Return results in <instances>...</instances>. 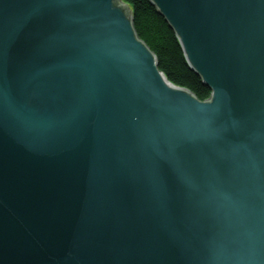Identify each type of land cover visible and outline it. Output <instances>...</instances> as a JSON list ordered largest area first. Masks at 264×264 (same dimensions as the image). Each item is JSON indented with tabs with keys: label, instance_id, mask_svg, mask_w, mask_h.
I'll return each instance as SVG.
<instances>
[{
	"label": "water",
	"instance_id": "water-1",
	"mask_svg": "<svg viewBox=\"0 0 264 264\" xmlns=\"http://www.w3.org/2000/svg\"><path fill=\"white\" fill-rule=\"evenodd\" d=\"M150 2L208 100L122 0H0V264H264V0Z\"/></svg>",
	"mask_w": 264,
	"mask_h": 264
},
{
	"label": "trees",
	"instance_id": "trees-1",
	"mask_svg": "<svg viewBox=\"0 0 264 264\" xmlns=\"http://www.w3.org/2000/svg\"><path fill=\"white\" fill-rule=\"evenodd\" d=\"M132 9L137 34L156 55L159 69L176 86L190 90L200 101L211 91L188 66L174 31L150 0H124Z\"/></svg>",
	"mask_w": 264,
	"mask_h": 264
},
{
	"label": "bare ground",
	"instance_id": "bare-ground-1",
	"mask_svg": "<svg viewBox=\"0 0 264 264\" xmlns=\"http://www.w3.org/2000/svg\"><path fill=\"white\" fill-rule=\"evenodd\" d=\"M122 2L123 3H125L124 2V0H122ZM133 16V15H132ZM133 19V18H132ZM132 23H133V27H134V30H135V32H136V34H137V31H136V29H135V26H134V19L132 20ZM173 30V29H172ZM175 33V32H174ZM176 35V34H175ZM137 36H138V38L141 40V38L139 37V35L137 34ZM176 38H177V36H176ZM177 40H178V43H179V45H180V42H179V39L177 38ZM143 43H145L143 40H141ZM146 44V43H145ZM147 45V44H146ZM148 47V46H147ZM180 47H181V45H180ZM149 48V47H148ZM181 49H182V47H181ZM183 51V50H182ZM183 54H184V52H183ZM155 55V54H154ZM156 56V55H155ZM156 59H157V57H156ZM184 59H185V61H186V63H187V60H186V57H185V54H184ZM158 61V60H157ZM158 65H159V63H158Z\"/></svg>",
	"mask_w": 264,
	"mask_h": 264
}]
</instances>
